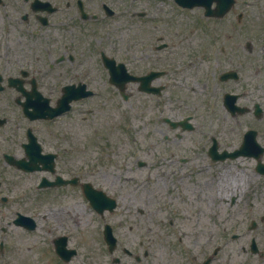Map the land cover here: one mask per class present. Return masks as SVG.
I'll return each instance as SVG.
<instances>
[{
	"label": "rangeland",
	"instance_id": "374dc122",
	"mask_svg": "<svg viewBox=\"0 0 264 264\" xmlns=\"http://www.w3.org/2000/svg\"><path fill=\"white\" fill-rule=\"evenodd\" d=\"M132 8L146 12L145 19H135L134 29L95 32L84 40V45L93 40L97 50L106 49L135 73L158 67L166 70L167 74L156 81L166 88L161 96H155L138 91L134 83L128 84L131 98L124 100L118 88L109 83V75L100 63L98 75H53L66 82L82 78L95 91L92 97L77 102L67 115L63 143L69 152L64 159L67 157L81 167L84 179H95L94 183L120 205L133 197L139 199L134 194L144 190L150 199H159L171 207L190 244V264H201L204 254L218 244L222 251L214 264H264V255L250 250L254 237L264 252V186L240 190L222 179L220 187L218 174L223 163H212L200 153L202 143L223 130L218 103L215 98H208L215 96L203 90L202 75H215L219 66L205 62L202 52L206 37L199 18L192 19L190 9L173 0H133ZM143 25L142 30L135 31ZM162 41L168 46L158 50L156 47ZM192 51L195 55L190 58ZM190 75H197L195 91L190 90ZM190 115L195 125L192 131L172 128L163 120ZM38 136L47 148L58 146L45 129H40ZM156 160L161 165L159 170L152 167ZM141 161L148 164L140 165ZM232 162L238 168L228 166L225 175L236 181L242 177L240 168L244 166L237 160ZM64 169L67 177L70 168L66 165ZM58 171L63 170L60 167ZM39 175H19L9 203L3 206L0 225L7 230L1 231L0 226V264H110L97 238L96 215L78 189L39 190ZM15 179L10 176L7 186ZM193 190L196 195L190 199ZM233 196L235 201L231 204ZM16 211L36 217L37 228L29 231L9 225ZM107 217L109 221L112 218ZM253 217L258 225L251 230L248 226ZM124 226L121 225L122 232ZM64 233L69 246L78 250L69 262L56 259L49 250L52 237ZM233 233H238L239 238L231 239ZM168 251L167 247L157 251L152 264H164L169 262L167 259L173 261L171 264H179L176 259L184 260L177 250L172 256H167ZM126 262L130 263L128 259Z\"/></svg>",
	"mask_w": 264,
	"mask_h": 264
},
{
	"label": "flooded vegetation",
	"instance_id": "af4514ba",
	"mask_svg": "<svg viewBox=\"0 0 264 264\" xmlns=\"http://www.w3.org/2000/svg\"><path fill=\"white\" fill-rule=\"evenodd\" d=\"M115 2L121 4L119 10ZM222 5L226 1L214 0L209 9L218 10ZM201 9L205 61L219 66L217 75H202L203 87L216 97L223 130L207 143L217 145L221 162L230 161L229 166L238 168L232 162L237 160L244 166L236 181L226 178L229 167L225 168V182L240 190L257 188L259 177L264 181L260 172L264 163V0H234L222 16ZM136 18L145 19L146 12L132 8L131 0H0V191L4 185L13 189L15 182L7 186V180L20 170L11 159L24 156L31 131L38 136L45 129L48 135L51 122L65 128L66 113L53 120L35 118L48 115L57 105L65 83L53 75L92 74L85 70L94 52L91 41L84 45V40L99 30L134 29ZM195 76L190 75L192 89ZM66 165V159H59L55 169L63 170ZM136 201L126 200L121 216L111 215L116 210L108 212L110 221L97 213L103 220L102 236L107 220L117 234H122L125 224L116 249L123 242L127 264H142L149 256L146 237L158 240L164 249L174 224L173 217L165 214L167 206L144 209ZM115 219L120 221L115 223Z\"/></svg>",
	"mask_w": 264,
	"mask_h": 264
},
{
	"label": "water",
	"instance_id": "95a60500",
	"mask_svg": "<svg viewBox=\"0 0 264 264\" xmlns=\"http://www.w3.org/2000/svg\"><path fill=\"white\" fill-rule=\"evenodd\" d=\"M178 1H179L180 3H182V4L190 5V0H178ZM117 70H118V72H121V71H120V67H119ZM152 76H153V75H150V76H147L146 78H147V79H150V78H152ZM120 78L122 79V80H121V83L124 84V80H126L128 77H127V75H120ZM132 78H135V77H132ZM94 194H96V192L90 190L89 196H90L91 199H93V198H97V194H98V193H97L96 195H94ZM100 194H101V197H103V198L106 197V195H105L104 193L100 192ZM100 205H101V199H99V204H98V206H100ZM16 222H17V223H23V222L21 221L20 218L17 219Z\"/></svg>",
	"mask_w": 264,
	"mask_h": 264
},
{
	"label": "bare ground",
	"instance_id": "6f19581e",
	"mask_svg": "<svg viewBox=\"0 0 264 264\" xmlns=\"http://www.w3.org/2000/svg\"><path fill=\"white\" fill-rule=\"evenodd\" d=\"M196 195V191H192L191 194H190V199L193 198L194 196Z\"/></svg>",
	"mask_w": 264,
	"mask_h": 264
}]
</instances>
